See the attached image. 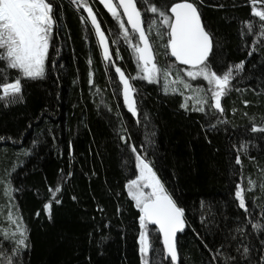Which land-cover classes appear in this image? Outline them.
I'll return each mask as SVG.
<instances>
[{
  "label": "trees",
  "instance_id": "16d2710c",
  "mask_svg": "<svg viewBox=\"0 0 264 264\" xmlns=\"http://www.w3.org/2000/svg\"><path fill=\"white\" fill-rule=\"evenodd\" d=\"M50 2L56 23L44 77L24 78L0 60V84L19 78L22 85L17 102L0 99V252L13 255L11 238L19 237L3 220L9 200L27 229L22 264H140V213L126 195L137 174L136 145L185 209L179 264H232L229 257L244 264L245 246L255 258L248 264H258L264 256V131L253 127L264 129V21L253 9L264 11V0H190L213 37V70L223 74L244 62L221 99L222 112L209 97L203 111L191 102L184 107L180 93L141 79L136 54L99 0L86 3L104 32L107 59L84 0ZM137 6L145 27L150 18L159 22L145 0ZM164 29L148 34L154 63L177 76L182 66L169 54ZM128 32L131 45L137 38ZM115 66L137 90L136 115L121 99ZM238 186L247 211L239 207ZM154 241L162 250L156 233ZM158 264L171 263L164 257Z\"/></svg>",
  "mask_w": 264,
  "mask_h": 264
},
{
  "label": "snow or ice",
  "instance_id": "6c2138e0",
  "mask_svg": "<svg viewBox=\"0 0 264 264\" xmlns=\"http://www.w3.org/2000/svg\"><path fill=\"white\" fill-rule=\"evenodd\" d=\"M73 2L75 3L76 0H73ZM100 2L119 21L125 40L131 41L132 37L129 35L125 22L121 19V13L113 0H100ZM145 3L149 4L147 11H150L154 16H158L160 21L159 24L155 19L149 22L147 31L144 27L145 21L142 19V12L137 6V0H118L119 7L123 9V15L127 17V23L131 26L133 32L138 33L139 41L143 43L142 47L139 42L130 46L136 53L137 63L143 68L145 78L151 82L153 73H159L160 71L153 62L154 52L147 33L155 27L158 30L157 34L162 35L159 31L162 24L166 26L164 31L167 32V46L171 48V55L184 65L191 66L193 70L187 72L189 77L193 79L203 77L210 86H214L211 98L214 101L215 109L222 112L221 99L228 91L235 73L243 70L244 62L241 61L229 66L223 74H218L217 70H213L208 63L209 55L214 47L213 37L205 30L197 5L190 2V0H180V2L175 3L172 0H154L151 3H149V0H145ZM84 6L89 17H91L96 33L100 37L104 55L107 59L110 53L104 32L101 30L96 15L87 6L86 0H84ZM253 15L264 21V11H256L254 8ZM55 23L53 4L50 0H0V60L6 61L7 66L11 69L20 70L24 78H43L50 47V34ZM261 29V35L264 36V23L261 24ZM249 31H252L251 23H249ZM115 71L119 74L123 85L125 104L129 111L136 115L137 102L135 97L137 90L134 89L129 78L125 76L120 67H116ZM164 74L167 77L169 73L165 70ZM180 83L184 84L186 88L191 87L182 80ZM0 89L4 94L0 99L6 100L9 104L15 103L22 92L21 80L18 78L11 83L0 84ZM201 103L207 104L208 101L201 100ZM253 131H264V129L254 126ZM122 139L127 142L126 138L122 137ZM131 150L135 154V167L139 175L128 182V187L129 194L135 200L136 207L141 213L139 217L141 254L146 256V254L154 251V246L150 240V232L147 231L151 224L159 226V234L162 235L165 253L170 256L172 261H176L177 233L182 232L185 228V209L178 206L172 195L167 192L147 156L141 155L136 145H132ZM237 163H240L239 156H237ZM145 189H150V191H145ZM54 191L59 192L60 189L57 188ZM236 197L239 199V207L247 211L245 198L239 186ZM49 208L50 204H46L45 209ZM253 227L259 226L253 225ZM17 231L19 232V238H16L15 235L11 238L12 243L15 245L12 249L13 255L5 256L3 252H0V256L4 257V264H22V250L28 247L27 229L18 225ZM250 253V247L245 246L242 253L244 264H248L250 260L255 259ZM227 259H230L232 264H240L237 257ZM149 264H151L150 259ZM258 264H264V256L260 257Z\"/></svg>",
  "mask_w": 264,
  "mask_h": 264
},
{
  "label": "rangeland",
  "instance_id": "374dc122",
  "mask_svg": "<svg viewBox=\"0 0 264 264\" xmlns=\"http://www.w3.org/2000/svg\"><path fill=\"white\" fill-rule=\"evenodd\" d=\"M113 3L116 5L115 1L113 0ZM103 4V3H102ZM104 5V4H103ZM105 6V5H104ZM117 6V5H116ZM89 7V6H88ZM118 8V7H117ZM85 9V8H84ZM105 9L108 11V9L105 7ZM93 11V10H92ZM119 11V10H118ZM87 12V11H86ZM120 12V11H119ZM121 13V12H120ZM93 14H95V12L93 11ZM87 15H88V12H87ZM89 17V15H88ZM115 19V18H114ZM154 19H157V17L155 18H150V20H148L149 22H151L152 20ZM89 20H91V17H89ZM115 21L117 22V28L119 29V33L122 34V38L124 39V44L128 45L129 48H132L130 46V44L128 43L127 40H125L124 38V35H123V30L120 28V23L118 20L115 19ZM90 22V21H89ZM160 21L157 23L159 24ZM162 25V24H161ZM160 25V26H161ZM164 26V25H163ZM125 27H126V24H125ZM165 27V26H164ZM127 28V27H126ZM113 31V30H112ZM146 31H147V26H146ZM156 31V28L154 27L150 32L154 33ZM149 34V32H148ZM130 35V34H129ZM101 43V42H100ZM137 43V41L135 42ZM108 44V43H107ZM102 45V44H101ZM109 47V46H108ZM132 52L135 54L134 50L132 49ZM103 55H104V51H103ZM117 66H115L116 68ZM157 68L160 69L159 73H153L152 75V79L151 81H154V82H157V81H161L162 82V89L167 92V93H170V92H175V93H180L181 94V99L183 101V106L186 107L189 102L192 103V106H195V104L197 105V107L199 109L203 108L205 106V104L201 103V100H206L207 97H209L212 101V104H213V108L215 109L214 107V101L212 100V90H214V86H210L208 84V82L206 80L203 79V77H197L195 79L189 77L187 75V72L189 70H193L191 68H185L182 66V72L175 76L174 73L176 74V72H174V69L173 68H168L166 67L167 69V72H171L172 73V78L171 76L168 74L167 77H165V74H164V70H162L158 65H157ZM173 70V72H172ZM141 71V74H140V78L141 79H145V73L143 72V68L140 70ZM178 74V72H177ZM170 77V78H169ZM148 80V79H147ZM184 81L185 83L191 85L190 88H186L184 87V84L180 83V81ZM196 81L199 80L202 82L201 84H195V85H192V82L193 81ZM191 105V104H190ZM189 106V105H188ZM191 108V107H190ZM194 108V107H193ZM133 153V152H132ZM133 158H134V153H133ZM146 191H150V189L146 190ZM8 195V194H7ZM6 197V196H5ZM9 198V196H8ZM7 198V199H8ZM6 201V200H5ZM13 204L12 201H6V214L3 218V220L6 222V224H8V229H10L13 233H15L18 237L19 235V232L17 231V226L19 225V227H21L20 224H18L16 218H15V214L13 213ZM199 222L201 223L202 221L199 220ZM149 232H150V240L152 241V244L154 246V251H152L151 253H149L148 255V263L146 264H149V259L151 261V264H158L162 258L165 257L164 255V252H162V250H160L157 246H156V242L154 241L155 240V233L157 234V231L154 229V228H148ZM6 232V231H5ZM245 233V229L243 231V234ZM158 236V234H157ZM19 238V237H18ZM159 239V238H158ZM147 255V254H146ZM2 261V260H1ZM169 261V260H168ZM170 262V261H169ZM145 264V263H144Z\"/></svg>",
  "mask_w": 264,
  "mask_h": 264
},
{
  "label": "water",
  "instance_id": "95a60500",
  "mask_svg": "<svg viewBox=\"0 0 264 264\" xmlns=\"http://www.w3.org/2000/svg\"><path fill=\"white\" fill-rule=\"evenodd\" d=\"M114 1H115V3L117 4V7H118L119 11H121V14H122L123 20H124V22L126 23L128 29L132 31L131 26L127 23V17L123 15V9L119 7L118 0H114ZM201 22H202V24H203L202 19H201ZM203 25H204V24H203ZM206 31H207V30H206ZM132 32H133V31H132ZM134 33H135V32H134ZM135 34H136V36H137V40H138L140 46L142 47V46H143V43L139 41L138 33H135ZM151 47H152V45H151ZM152 50H153V49H152ZM169 53H170V55H171V48H170V46H169ZM171 57H172V59H173L174 61H176L179 65H180V64H181V65H184L182 62L177 61L176 58H175L174 56L171 55ZM154 60H155V55H154ZM184 66L191 67L190 65H184ZM134 161H135V165H136L135 154H134ZM135 172L137 173L136 176L139 175L138 171L136 170V167H135ZM135 178H136V177H135ZM135 178H134V179H135ZM128 182H129V181H128ZM146 190H148V189H145V191H146ZM126 195H127V196L129 197V199L131 200V202H132V204H133V207H135L136 211L140 213V210L136 207L135 200H134V199L132 198V196L129 194L128 183H127V185H126ZM140 215H141V213H140ZM184 219H185V218H184ZM149 227H150V228H154V229L157 231L158 238H159V241H160V243H161L162 252H164V255H165V259H168V260L170 261L171 264H179V252H178V251H177V259H176V261H172L171 258H170V256H168V255L165 253L164 246H163V241H162V235L159 234V226H153V225L150 224ZM149 227H148V228H149ZM185 229H186V228H184L182 232H178V233H177V238H178V236H179L180 234L184 233ZM139 230H140V233H141L140 223H139ZM147 231L149 232L148 229H147ZM139 238H140V235H139L138 240H137V242L139 243L140 264H144V263L146 264V263H148L147 261H148V256H149V255L147 254L146 256H142V254H141V244H140V239H139ZM177 241H178V240H177ZM176 248H177V245H176Z\"/></svg>",
  "mask_w": 264,
  "mask_h": 264
},
{
  "label": "bare ground",
  "instance_id": "6f19581e",
  "mask_svg": "<svg viewBox=\"0 0 264 264\" xmlns=\"http://www.w3.org/2000/svg\"><path fill=\"white\" fill-rule=\"evenodd\" d=\"M163 90V89H162ZM122 100H124V96H122V98H121Z\"/></svg>",
  "mask_w": 264,
  "mask_h": 264
},
{
  "label": "flooded vegetation",
  "instance_id": "af4514ba",
  "mask_svg": "<svg viewBox=\"0 0 264 264\" xmlns=\"http://www.w3.org/2000/svg\"><path fill=\"white\" fill-rule=\"evenodd\" d=\"M118 75V73H116ZM125 102V101H124Z\"/></svg>",
  "mask_w": 264,
  "mask_h": 264
}]
</instances>
